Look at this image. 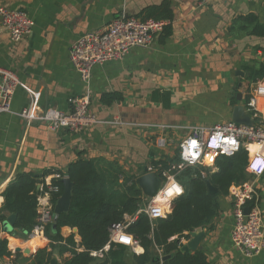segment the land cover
Masks as SVG:
<instances>
[{
	"label": "crops",
	"instance_id": "1",
	"mask_svg": "<svg viewBox=\"0 0 264 264\" xmlns=\"http://www.w3.org/2000/svg\"><path fill=\"white\" fill-rule=\"evenodd\" d=\"M161 1L0 0L6 8L25 9L34 21L31 35L18 43L10 41L0 24V67L14 71L26 87L39 92L40 111L68 112L72 98L87 91L90 110L99 120L82 131H54L43 122L27 124L17 113L30 97L24 87H18L10 111L0 114V209L2 193L18 172H34L47 185L58 173L66 177L69 164L76 159L101 158L136 179L153 162L172 159L190 126L231 120L237 104L246 110L249 92L264 85V79L250 83L245 70L263 60L264 37L232 31L230 25L246 13H254L264 24V0H170L174 18L172 34L165 41L158 34L147 47L133 48L120 60L95 65L88 84L82 81L69 61L71 43L87 31L103 29L115 17L136 16L143 7ZM154 91L158 95L168 92L170 105L154 100ZM232 91L242 94L240 101ZM110 92L120 93L122 99L103 103L101 95ZM259 94L257 101L264 114V94ZM162 134L168 139L164 149L156 145ZM246 182L254 183L264 217V173H249ZM218 202L220 210L212 222L194 229L188 239L181 240V246L190 243L193 249L189 252L202 251L217 264H264V248L246 255L230 240L232 197L221 196ZM60 234L80 241L76 228L63 226ZM4 238L11 252L30 260L45 247L50 251L48 264H64L71 255L59 247L52 249L44 233L14 236L0 228V240ZM142 251L140 246L136 250ZM5 261L0 257V264ZM101 261L99 257L94 264Z\"/></svg>",
	"mask_w": 264,
	"mask_h": 264
},
{
	"label": "trees",
	"instance_id": "2",
	"mask_svg": "<svg viewBox=\"0 0 264 264\" xmlns=\"http://www.w3.org/2000/svg\"><path fill=\"white\" fill-rule=\"evenodd\" d=\"M136 16L142 20L166 22L159 33L161 42L172 34L174 12L170 0L147 5ZM230 30L264 37V24L254 13L238 15L233 19ZM262 51L264 53V48ZM245 68L248 73L246 79L250 83L264 79V57L256 66ZM152 98L161 100L165 107L170 105L168 92L158 95L154 91ZM121 99L122 95L117 92L101 95L105 104ZM247 158V151L242 147L233 155L218 156L215 170L185 168L176 175L183 193L169 202L165 217L152 220L139 211L146 196L136 184L134 175L124 174L115 163L101 158H78L69 164L65 173L72 184L69 208L60 212L43 233L50 240L52 249L59 247L61 251L71 253L64 264H94L99 260L93 254L95 252H102V260L107 261L105 264H149L159 259L160 254L166 256L161 264H217L202 251H181V240L188 239L194 229L208 226L219 213V197L230 195L234 187L249 179L245 170ZM167 161L169 159L164 157L153 165L158 162L165 165ZM38 179L34 172H18L2 193L4 203L0 209V220L5 219L6 213L15 215L11 235H28L35 225L38 197L46 189L36 187ZM207 181L216 188L215 193L208 192ZM52 184L59 188L58 192L51 194L54 205L63 185L61 178L53 180ZM126 217L131 220L127 221ZM119 222L127 223L124 232L143 249L141 253L133 252L128 244L110 238L111 225ZM63 226L77 229L79 243L73 235L63 237L60 234ZM7 243L5 238L0 240V257L12 260L13 264H48L50 251L46 247L38 249L30 260V257L11 252ZM105 246H108L106 251Z\"/></svg>",
	"mask_w": 264,
	"mask_h": 264
},
{
	"label": "built area",
	"instance_id": "3",
	"mask_svg": "<svg viewBox=\"0 0 264 264\" xmlns=\"http://www.w3.org/2000/svg\"><path fill=\"white\" fill-rule=\"evenodd\" d=\"M0 24L8 32L10 41L18 43L24 37L31 35L34 21L25 9H10L0 5ZM164 24H166L165 21L142 20L136 16L115 17L103 29L90 30L78 36L70 45L69 61L82 81L88 84L95 65L120 60L133 48L147 47L153 37L161 32ZM20 86L28 91L30 100L17 115L27 124L43 122L54 131L59 128L82 131L99 122L90 110V96L87 91L72 98V109L68 112L54 108L40 111L39 92L26 87L14 71L1 67L0 114L10 111V101L15 90ZM259 93L264 94V85H259L248 94L246 111L252 119L251 126L236 124L231 120L213 125L190 126L186 135L178 141L176 155L172 159L169 158L165 165L158 162L156 165L148 166V171L155 172L161 177L162 185L155 195L145 197L139 211L144 212L150 220L165 217L169 202L178 197L168 196L167 193L173 184L179 183L176 179L179 172L187 167H206L215 170V161L218 156L233 155L242 147L248 155L246 172L262 175L264 170L252 168V164L257 159L264 161V114L257 101ZM159 129L163 131L162 126H159ZM193 140L196 141L195 148H191ZM252 143L257 145L254 151L250 149ZM167 144L168 139L164 134L157 137L158 148L164 149ZM55 177L63 178L59 173ZM44 187H46L45 191L38 197L37 216L32 234H42L45 227L54 220L51 194L58 192L59 188L52 183L39 184L40 190ZM230 196L233 213L230 240L244 254H257L264 248V217L256 187L253 182H244L234 187ZM245 207L249 208L247 213L244 212ZM157 210L160 212L159 215H156ZM126 226L127 223L124 222L112 224L110 238L128 244L130 249L136 252L139 246L124 232ZM107 249L108 246H105L104 251ZM93 254L98 257L103 255L102 252ZM5 264H13V262L9 259L5 261Z\"/></svg>",
	"mask_w": 264,
	"mask_h": 264
},
{
	"label": "water",
	"instance_id": "4",
	"mask_svg": "<svg viewBox=\"0 0 264 264\" xmlns=\"http://www.w3.org/2000/svg\"><path fill=\"white\" fill-rule=\"evenodd\" d=\"M237 73L241 75L243 74L242 71L240 70H238ZM240 85H241V82H239V86ZM232 93L234 94V96L236 97L238 101L241 100L242 94L240 92L232 91ZM231 121H233L236 124H243L247 126L252 125V119L250 118L249 113L245 110V107L243 104H237L232 108ZM143 170H144V173L136 177L135 182L145 196H153L159 191L162 185V179L155 172L148 171L147 167H145ZM61 182L63 185L62 193L57 199V201L55 202V204L53 205V218L54 219L57 217V215L60 212L67 210L70 205L71 185H72L71 181L66 176L61 179ZM39 184H40V179H38L37 181V185H36L37 188H39ZM207 186H208L209 193L216 192V188L213 187L209 183V181H207ZM248 209H249L248 207H245L244 212L247 213ZM14 221H15V215L10 214L6 217V219H4L0 223V228H2L4 232L11 234L14 230ZM191 234L193 233L191 232L190 235ZM201 236H202V233L197 235L195 239L197 240V237H201ZM190 249H193V246L190 243L186 245H182L180 247L181 251L189 252ZM165 258L166 256H163L161 257V259L152 260L150 264H160L159 260L163 261ZM106 262H107L106 260H102L101 262H98L96 264H105ZM51 264H52V261H51Z\"/></svg>",
	"mask_w": 264,
	"mask_h": 264
},
{
	"label": "clouds",
	"instance_id": "5",
	"mask_svg": "<svg viewBox=\"0 0 264 264\" xmlns=\"http://www.w3.org/2000/svg\"><path fill=\"white\" fill-rule=\"evenodd\" d=\"M196 147V141H192L191 142V148H195ZM255 150V148H254ZM190 154V153H189ZM195 159V156L193 155V160ZM191 163V161H190ZM252 168L253 169H257L259 168L260 170H264V161L257 159L253 164H252ZM184 189L183 187L179 184V183H175L173 184V186L170 188V190L168 191V196H179L183 193ZM160 212L159 210L156 211V215H159Z\"/></svg>",
	"mask_w": 264,
	"mask_h": 264
},
{
	"label": "bare ground",
	"instance_id": "6",
	"mask_svg": "<svg viewBox=\"0 0 264 264\" xmlns=\"http://www.w3.org/2000/svg\"><path fill=\"white\" fill-rule=\"evenodd\" d=\"M253 148H257V145L252 143V144L250 145V149H251V151H253V150H252Z\"/></svg>",
	"mask_w": 264,
	"mask_h": 264
},
{
	"label": "snow or ice",
	"instance_id": "7",
	"mask_svg": "<svg viewBox=\"0 0 264 264\" xmlns=\"http://www.w3.org/2000/svg\"><path fill=\"white\" fill-rule=\"evenodd\" d=\"M190 154H192V153H190Z\"/></svg>",
	"mask_w": 264,
	"mask_h": 264
},
{
	"label": "rangeland",
	"instance_id": "8",
	"mask_svg": "<svg viewBox=\"0 0 264 264\" xmlns=\"http://www.w3.org/2000/svg\"><path fill=\"white\" fill-rule=\"evenodd\" d=\"M176 149V148H175Z\"/></svg>",
	"mask_w": 264,
	"mask_h": 264
}]
</instances>
